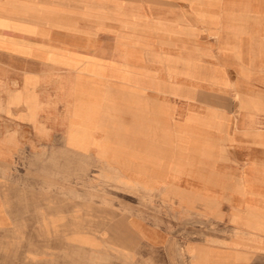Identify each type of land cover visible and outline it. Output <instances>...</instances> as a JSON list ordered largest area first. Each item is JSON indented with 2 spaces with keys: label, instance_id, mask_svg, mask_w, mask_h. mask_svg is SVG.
I'll use <instances>...</instances> for the list:
<instances>
[{
  "label": "crops",
  "instance_id": "1",
  "mask_svg": "<svg viewBox=\"0 0 264 264\" xmlns=\"http://www.w3.org/2000/svg\"><path fill=\"white\" fill-rule=\"evenodd\" d=\"M27 1L0 0V112L17 86L8 109L31 134L46 97L43 143L66 129L71 158L120 164L172 215L0 189V264H264V0ZM81 23L124 35L34 50ZM199 49L221 68L176 66Z\"/></svg>",
  "mask_w": 264,
  "mask_h": 264
},
{
  "label": "rangeland",
  "instance_id": "2",
  "mask_svg": "<svg viewBox=\"0 0 264 264\" xmlns=\"http://www.w3.org/2000/svg\"><path fill=\"white\" fill-rule=\"evenodd\" d=\"M22 2L27 3L28 1L22 0ZM120 17H123V15ZM71 27L82 30L47 32L48 39L53 41V45L60 44L67 45V47H36L34 50H51L55 53L54 55H60V52L63 50V52H69L66 54L67 56H73L85 50L84 48L75 47V45L81 43L83 40H108L119 38L120 35L123 37L124 35V33L120 32L96 30L97 28L106 29L108 26L98 27L92 24L81 23ZM15 37L17 39L28 40V37L22 34L21 36L11 34L6 39L12 40ZM97 50L108 53L114 49L102 47ZM181 50L165 48V53H162L166 55H185ZM199 50H195L194 53L191 52L188 57L190 59L189 62H182L176 66H179L181 71L193 72L201 76H204L209 70L207 67L219 66L221 68L220 64L215 63L205 65L204 49ZM215 50L217 49H214V53L216 52ZM191 51H194V49ZM233 72L231 74L235 76ZM14 87L16 88L17 86H5L4 99L6 106L4 112H0L1 190H7L8 192L10 190L18 192L19 190L22 195L35 193L34 191H36L42 197L43 194L47 193L63 196L69 200H79L84 203L85 215L95 214L96 210H99L101 216H106L110 210L114 211V207L116 206L118 212L124 211L126 201L134 204L133 212H137L138 215L144 209L150 210V213L172 215L170 204L165 203V208L160 207L161 209L156 207L158 199L171 200L170 197L163 196V193L158 194L157 192L144 190L140 177L127 175L120 164L113 165L112 162L101 159L83 160L71 158L74 155L72 149L63 141L67 139L66 129H64V133H61V128H58L57 132L59 134L57 137H54V139H57L55 143H43V135L41 133L44 131L45 108H47L44 101L46 97L32 96V103L35 105L33 109L34 111H39L37 123L43 124L40 130L35 129L36 131L30 134L28 133V128L22 129L14 126V122L12 121L13 115L10 109H8L9 100H12L11 89ZM24 98L28 99V96H24ZM213 98L216 103H221L220 97ZM231 101L229 103H238V99L235 97ZM69 156L70 158H68ZM147 205L149 206L147 207ZM162 206L164 205L162 204Z\"/></svg>",
  "mask_w": 264,
  "mask_h": 264
}]
</instances>
